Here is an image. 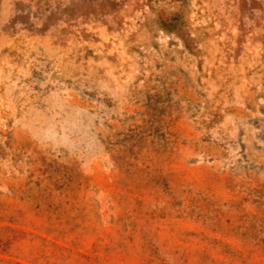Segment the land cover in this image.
<instances>
[{
  "label": "rangeland",
  "instance_id": "obj_1",
  "mask_svg": "<svg viewBox=\"0 0 264 264\" xmlns=\"http://www.w3.org/2000/svg\"><path fill=\"white\" fill-rule=\"evenodd\" d=\"M0 264H264V0H0Z\"/></svg>",
  "mask_w": 264,
  "mask_h": 264
}]
</instances>
